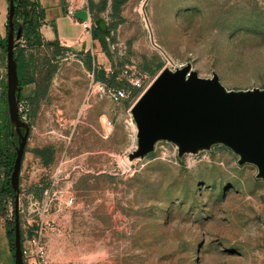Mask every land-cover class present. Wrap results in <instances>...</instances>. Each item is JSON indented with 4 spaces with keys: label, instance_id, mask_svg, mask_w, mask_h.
<instances>
[{
    "label": "rangeland",
    "instance_id": "1",
    "mask_svg": "<svg viewBox=\"0 0 264 264\" xmlns=\"http://www.w3.org/2000/svg\"><path fill=\"white\" fill-rule=\"evenodd\" d=\"M7 5L0 0L1 36ZM97 15L107 54L100 43L92 55L63 45L55 56L27 52L49 73L29 118L25 97L35 85L19 90L30 127L19 171L21 241L39 237L46 264H264V181L253 165H237L221 145L179 160L169 142L130 167L123 162L134 145L127 109L138 91L130 80L146 84L163 66L188 62L227 88L264 87V0H126L117 15ZM5 71L0 50L4 116ZM99 83L130 93L115 103L100 96ZM14 136L10 129V153ZM5 172L0 166V183ZM12 228L4 195L0 231L9 249Z\"/></svg>",
    "mask_w": 264,
    "mask_h": 264
},
{
    "label": "water",
    "instance_id": "2",
    "mask_svg": "<svg viewBox=\"0 0 264 264\" xmlns=\"http://www.w3.org/2000/svg\"><path fill=\"white\" fill-rule=\"evenodd\" d=\"M14 8V0H8L5 99L11 134L16 136L9 174L14 194L12 255L14 264H23L17 206L19 171L30 127L18 110L14 48L20 42L21 26L14 30ZM86 14V10L74 13L82 20ZM129 113L135 130L134 145L123 158L127 167L154 152L158 142L171 143L179 160L221 145L236 156L237 165H253L254 178L264 181V87L227 88L214 71L201 77L188 62L179 67L165 65L134 100Z\"/></svg>",
    "mask_w": 264,
    "mask_h": 264
},
{
    "label": "trees",
    "instance_id": "3",
    "mask_svg": "<svg viewBox=\"0 0 264 264\" xmlns=\"http://www.w3.org/2000/svg\"><path fill=\"white\" fill-rule=\"evenodd\" d=\"M125 1L126 0H98L96 3H93L91 0H88V8L92 14V18L97 19L96 23L92 25L91 35L92 38L97 39L102 45L106 54L108 53L106 48L107 41L105 36L106 34L103 31L105 27L103 22L98 19L97 12L104 11L106 9L107 2H109V14L111 16H115L119 11L120 6ZM14 3V30H16L18 25L21 26L20 42L14 49L18 85L20 88L31 83L35 85L31 94L25 97L28 107L30 108V113L27 114L29 118L33 115L34 108L32 107H35V102L43 98L45 95V80L48 77L49 71L47 70V72L43 74V71L39 68V63L34 59L33 54L27 52H32L34 50L39 52L40 50H44L46 52L50 51L52 56H55L62 50L63 47H61L56 40L48 41L42 38L39 32V26L41 25L43 19V13L38 0H14ZM5 45L6 33L5 36L0 35V50L4 53V55ZM46 61H48V58H46ZM100 79L105 81L103 75L100 76ZM21 99L23 98H21L19 94V101ZM11 142L12 137H10V124L8 116H4L0 112V166H4L6 169L5 176L0 183V198L4 195L5 197L9 196L10 204L13 206V190L9 184V174L13 164L15 150L11 153L9 152L8 146ZM7 236L9 240H12V229H7ZM10 250L12 253L11 245Z\"/></svg>",
    "mask_w": 264,
    "mask_h": 264
},
{
    "label": "crops",
    "instance_id": "4",
    "mask_svg": "<svg viewBox=\"0 0 264 264\" xmlns=\"http://www.w3.org/2000/svg\"><path fill=\"white\" fill-rule=\"evenodd\" d=\"M91 1L96 3L98 0ZM38 2L43 13L39 32L44 40H56L59 45L70 47L73 50H81L91 55L99 51V42L91 35L94 23L88 8V0H38ZM76 2H78L77 5H75ZM107 8L109 9V2H107ZM80 10H86L85 20L74 15L76 11ZM83 22H86L87 26L84 27ZM0 264H14L6 235L1 231Z\"/></svg>",
    "mask_w": 264,
    "mask_h": 264
},
{
    "label": "built area",
    "instance_id": "5",
    "mask_svg": "<svg viewBox=\"0 0 264 264\" xmlns=\"http://www.w3.org/2000/svg\"><path fill=\"white\" fill-rule=\"evenodd\" d=\"M69 14H70V12H69ZM82 24L84 27L87 26L86 22H83ZM151 80H149L146 84L142 83L141 79H139V78H134L133 80L129 81L131 87L134 90L138 91L136 98L148 86V84L150 83ZM98 92L100 93V96H105L109 100H111L112 102H115V103H118V102L122 101L123 99L127 98L129 93H130V91L126 90L124 87H116V86L115 87L114 86L108 87L104 83L98 84ZM134 100H133V102H134ZM131 104L129 105V107L131 106ZM129 107H128L127 111H129ZM18 110H19V112H21V109L19 106H18ZM20 116L23 119L25 117L24 115H20ZM128 120H129V123L131 125H133L130 113H128ZM133 134H134V131H133ZM21 250H22L23 264H46L45 263V253H44L43 247L40 243L39 237L32 236L30 238L22 239Z\"/></svg>",
    "mask_w": 264,
    "mask_h": 264
},
{
    "label": "bare ground",
    "instance_id": "6",
    "mask_svg": "<svg viewBox=\"0 0 264 264\" xmlns=\"http://www.w3.org/2000/svg\"><path fill=\"white\" fill-rule=\"evenodd\" d=\"M131 126H133V131H134V129H135V128H134V124H133V125H131Z\"/></svg>",
    "mask_w": 264,
    "mask_h": 264
}]
</instances>
